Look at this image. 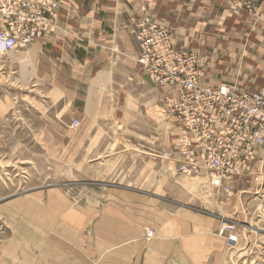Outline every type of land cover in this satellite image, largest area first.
I'll return each mask as SVG.
<instances>
[{
	"label": "rangeland",
	"instance_id": "1",
	"mask_svg": "<svg viewBox=\"0 0 264 264\" xmlns=\"http://www.w3.org/2000/svg\"><path fill=\"white\" fill-rule=\"evenodd\" d=\"M229 3L253 18L264 6L258 0L252 6L258 10L249 12L246 0ZM168 32L176 51L195 52L175 45ZM33 44L0 54V264H59L64 247L75 251L72 264H122L115 248L128 241L127 232L151 241L215 225L217 234L222 219L235 226L238 242L229 249L214 237L219 253L213 264H264L258 180L238 181L227 196L205 175L177 173L176 164L157 157L160 112L154 145L143 120L129 126L135 113L111 117L105 111L85 120L83 112H73L82 106L71 104L68 80L64 94L50 78L36 79L35 55L27 56ZM20 57L28 60L26 76ZM208 67V61L199 67L201 79ZM51 72L49 65L45 77ZM103 243L108 253L101 259L96 252Z\"/></svg>",
	"mask_w": 264,
	"mask_h": 264
},
{
	"label": "crops",
	"instance_id": "2",
	"mask_svg": "<svg viewBox=\"0 0 264 264\" xmlns=\"http://www.w3.org/2000/svg\"><path fill=\"white\" fill-rule=\"evenodd\" d=\"M55 1L53 31L35 41L26 55L29 59L35 55L36 79L50 78L64 94L70 90L71 104L82 106L73 112H83L85 120L95 119L105 111L111 117L119 112L126 117L123 113L132 112L135 115L129 126L138 123L135 127H139L145 122L149 136L154 135L158 104L165 89L153 87L136 62L139 50L134 32L145 17L170 30L178 47L207 57L209 67L202 84L235 85L246 91L264 87V6L259 17L253 18L233 9L229 0ZM24 58L20 57L25 68L22 74L26 76L28 60ZM49 65L51 76L45 77ZM63 80L69 81L68 90L62 89L66 86ZM166 130L164 123L159 150L172 142ZM201 229L204 231L174 233L151 241L127 232L124 240L128 241L115 250L122 256V264H213L212 259L219 253L211 245L219 238L217 228L213 225L209 231ZM106 243L96 252L101 259L108 253ZM58 255L59 264L66 263L65 257L72 264L75 251L59 248Z\"/></svg>",
	"mask_w": 264,
	"mask_h": 264
},
{
	"label": "built area",
	"instance_id": "3",
	"mask_svg": "<svg viewBox=\"0 0 264 264\" xmlns=\"http://www.w3.org/2000/svg\"><path fill=\"white\" fill-rule=\"evenodd\" d=\"M246 1L249 12L258 10L252 7L258 0ZM56 8L55 0H0V54L49 35ZM134 36L137 64L152 85L165 89L159 109L172 142L157 157L176 164L180 175H205L224 195L230 196L233 185L243 179L258 180L263 194L264 88L202 84L198 69L206 57L176 51L168 30L148 17L136 24ZM217 235L229 249L236 247L233 224L222 219Z\"/></svg>",
	"mask_w": 264,
	"mask_h": 264
},
{
	"label": "bare ground",
	"instance_id": "4",
	"mask_svg": "<svg viewBox=\"0 0 264 264\" xmlns=\"http://www.w3.org/2000/svg\"><path fill=\"white\" fill-rule=\"evenodd\" d=\"M225 85V84H224Z\"/></svg>",
	"mask_w": 264,
	"mask_h": 264
}]
</instances>
